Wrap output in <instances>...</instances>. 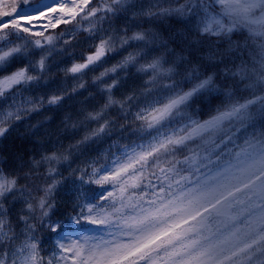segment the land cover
<instances>
[{"label": "snow or ice", "instance_id": "obj_1", "mask_svg": "<svg viewBox=\"0 0 264 264\" xmlns=\"http://www.w3.org/2000/svg\"><path fill=\"white\" fill-rule=\"evenodd\" d=\"M0 144V264H264V0H0Z\"/></svg>", "mask_w": 264, "mask_h": 264}, {"label": "trees", "instance_id": "obj_2", "mask_svg": "<svg viewBox=\"0 0 264 264\" xmlns=\"http://www.w3.org/2000/svg\"><path fill=\"white\" fill-rule=\"evenodd\" d=\"M15 138V134L13 133V134H11L10 136H9V138H8V140L6 141V142H4V143H6L7 145H8V147H11V144H12V140ZM0 146H3V144H0ZM4 155H6V154H4ZM65 199V197L63 196L62 197V201ZM61 206H62V203H61Z\"/></svg>", "mask_w": 264, "mask_h": 264}]
</instances>
